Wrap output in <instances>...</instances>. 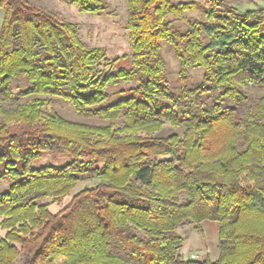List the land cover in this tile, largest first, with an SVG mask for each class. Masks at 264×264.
<instances>
[{
  "label": "trees",
  "instance_id": "1",
  "mask_svg": "<svg viewBox=\"0 0 264 264\" xmlns=\"http://www.w3.org/2000/svg\"><path fill=\"white\" fill-rule=\"evenodd\" d=\"M64 1L92 15L107 8ZM126 2L129 68L55 13L0 0V181L11 183L0 193V264H264V9ZM189 11L204 21L173 30ZM163 42L179 60L176 89ZM190 68L204 71L194 87ZM55 100L108 124L46 112ZM165 123L180 133L158 136ZM42 154L69 162L32 168ZM92 179L56 214L43 203ZM205 221L218 224L217 259L181 260L176 230Z\"/></svg>",
  "mask_w": 264,
  "mask_h": 264
},
{
  "label": "rangeland",
  "instance_id": "2",
  "mask_svg": "<svg viewBox=\"0 0 264 264\" xmlns=\"http://www.w3.org/2000/svg\"><path fill=\"white\" fill-rule=\"evenodd\" d=\"M37 7L43 8L55 13L61 20L77 25L79 38L83 44L89 48H101L105 51L106 59L110 62L115 58H120L118 67L129 68V57L131 48L128 40L127 21V2L126 0H101L107 6L104 13L92 15L81 13L79 10L67 4L64 0H28ZM208 0H173L175 3H199L207 8ZM210 1V0H209ZM221 5L233 8L239 13L247 10H260L264 7V0H213ZM3 17V10H0V26ZM193 21H204L202 15L197 11L185 12L182 20L174 21L171 25L173 30L185 33L188 29V23ZM161 53L166 62L164 79L168 86L176 89L179 87L178 72L179 60L175 57L170 45L163 42L161 44ZM125 57V58H122ZM108 67L105 68V71ZM204 71L201 68H190L186 77V84L194 87L198 85L203 77ZM17 85V83L15 84ZM132 85L122 84V89H128ZM251 97H257L261 91L257 89H248ZM46 112L56 113L65 120L75 123L105 126L107 121L101 119H90L77 116L71 106L62 100H55L54 104L45 109ZM180 133L173 129L167 123L164 124L158 136H166L171 133ZM69 162L65 155L42 154L40 158L31 163L32 168L42 166H63ZM99 180L92 179L80 183L76 189L64 199L54 202L52 199H45L43 203L48 204V211L51 214L60 212L69 204L73 195L85 187H94ZM11 183L7 180L0 181V193L8 191ZM3 219L0 217V223ZM6 231L0 227V238H3ZM176 233L183 239V243L178 250V257L183 261H215L218 257L217 240L218 224L216 222L205 221L198 225L189 223L179 227ZM15 264H21L19 258Z\"/></svg>",
  "mask_w": 264,
  "mask_h": 264
},
{
  "label": "crops",
  "instance_id": "3",
  "mask_svg": "<svg viewBox=\"0 0 264 264\" xmlns=\"http://www.w3.org/2000/svg\"><path fill=\"white\" fill-rule=\"evenodd\" d=\"M263 9H264V7H263Z\"/></svg>",
  "mask_w": 264,
  "mask_h": 264
}]
</instances>
